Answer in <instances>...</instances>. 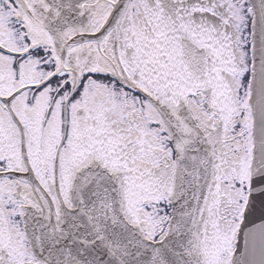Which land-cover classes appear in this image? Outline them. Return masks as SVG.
Returning <instances> with one entry per match:
<instances>
[{
  "label": "snow or ice",
  "instance_id": "6c2138e0",
  "mask_svg": "<svg viewBox=\"0 0 264 264\" xmlns=\"http://www.w3.org/2000/svg\"><path fill=\"white\" fill-rule=\"evenodd\" d=\"M0 264H264V0H0Z\"/></svg>",
  "mask_w": 264,
  "mask_h": 264
}]
</instances>
